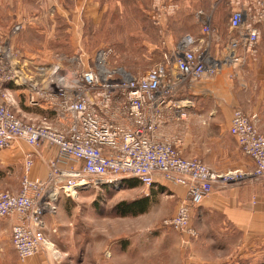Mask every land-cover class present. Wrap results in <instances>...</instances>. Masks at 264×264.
Returning a JSON list of instances; mask_svg holds the SVG:
<instances>
[{"label":"built area","instance_id":"2783aa9c","mask_svg":"<svg viewBox=\"0 0 264 264\" xmlns=\"http://www.w3.org/2000/svg\"><path fill=\"white\" fill-rule=\"evenodd\" d=\"M263 23L264 0L233 12L230 28L236 33L227 49L226 63H245L246 58L238 53L240 48L250 56L257 53L261 38L258 25ZM199 45L194 37L186 36L178 44L173 63L167 60L141 77L121 71L118 84L117 73L107 68L104 51L96 58L94 69L84 71L71 82L57 77L51 97L53 109L64 123L61 129L50 126L47 119L42 124L27 123L14 113L5 92V85L14 80V75L3 59L0 153L18 141L35 149L48 143L58 150V158L50 162L46 178L30 177L33 161L29 154L20 192H0V224L8 218L19 219L12 229V243L22 262L42 252L54 253L44 217L56 215L61 196L73 197L89 179L110 185L133 178L148 189L162 182L184 187L185 199L179 203L175 216L163 221V227L191 241L198 238L192 222L194 209L209 197L216 183L229 178L212 171L202 161L184 158L179 136L158 137L157 132L163 112L175 107L171 104L181 85L214 75L225 64L207 51L202 53ZM117 91L126 103L121 112L112 113ZM180 118H187L186 113H180ZM230 133L254 162V178L264 185V136L238 108L233 113Z\"/></svg>","mask_w":264,"mask_h":264},{"label":"rangeland","instance_id":"374dc122","mask_svg":"<svg viewBox=\"0 0 264 264\" xmlns=\"http://www.w3.org/2000/svg\"><path fill=\"white\" fill-rule=\"evenodd\" d=\"M253 2L256 0H0V25H59L62 36H66L63 42L62 36L57 37V44L51 42V46H47L46 39L27 36L25 50L3 43L0 61L24 53L41 56L38 63L29 64L30 74L46 86L52 85L54 78L64 77L71 82L94 69L96 58L104 51L107 68L117 73L118 84L121 71L141 77L167 60L173 63L178 44L186 36H195L202 40V53L207 51L226 63L227 49L236 33L230 28L232 14L239 7H251ZM257 51L251 56L253 60ZM229 63L222 66L230 68ZM40 69L48 73L56 70V75L42 78ZM112 102V113L126 103L120 91ZM168 112L171 110L163 112L158 137H171L163 131L169 121ZM87 182L73 197L61 196L56 215L44 217L54 255L62 264H90L81 261V254L98 248L114 249L117 252L113 256L124 254L129 263L183 264L187 260L182 234L163 227V221L175 216L179 206L170 183L148 189L133 178L110 185L91 179ZM141 199H148L147 212L142 215L124 216L119 209L123 203ZM257 257L262 264L264 250Z\"/></svg>","mask_w":264,"mask_h":264},{"label":"crops","instance_id":"0c3cea01","mask_svg":"<svg viewBox=\"0 0 264 264\" xmlns=\"http://www.w3.org/2000/svg\"><path fill=\"white\" fill-rule=\"evenodd\" d=\"M15 27H18L17 32ZM258 28L261 38L256 60L240 48L238 53L246 58L245 63H229L230 68L222 66L216 76L184 82L171 104L175 107L167 113L169 121L163 131L181 138L182 156L199 158L212 171L229 178L227 182L220 180L216 183L209 197L194 209L192 222L199 233L198 238L191 241L180 234L187 255L183 264H259L257 256L264 250V185L254 178V162L244 154L230 133L233 113L238 108L264 136V25H258ZM62 33L59 25H0V47L8 42L12 48L25 50L27 36L46 39L47 46H51L57 44L56 38ZM194 39L202 43L200 38ZM9 57L10 60L5 58L3 63L12 71L14 80L5 85V92L16 115L28 123L36 124L47 119L53 128H63L64 123L58 119L51 97L56 78L52 85L43 86L41 80L39 82L30 74L29 64L38 63L41 56L24 53ZM55 71L48 73L40 69L38 74L42 78L54 77ZM197 98L199 102H196ZM180 113H186L187 118H180ZM29 154L33 161L29 172L32 178H46L50 162L58 158L57 148L48 143L35 149L24 141L16 142L0 153V192H20ZM162 183L160 186L165 184ZM171 192L178 205L186 197L184 187L171 184ZM18 220L12 217L0 224V264H62L51 251L22 262L12 243V229ZM47 231L46 223V235ZM112 250H88L81 254L82 260L76 257V253L71 254L90 264L91 259L92 264H137L127 262L124 254L113 256L117 251Z\"/></svg>","mask_w":264,"mask_h":264},{"label":"trees","instance_id":"16d2710c","mask_svg":"<svg viewBox=\"0 0 264 264\" xmlns=\"http://www.w3.org/2000/svg\"><path fill=\"white\" fill-rule=\"evenodd\" d=\"M148 199H141L132 203H123L119 208L123 210V215L138 216L147 212Z\"/></svg>","mask_w":264,"mask_h":264},{"label":"water","instance_id":"95a60500","mask_svg":"<svg viewBox=\"0 0 264 264\" xmlns=\"http://www.w3.org/2000/svg\"><path fill=\"white\" fill-rule=\"evenodd\" d=\"M185 246H187V244H185Z\"/></svg>","mask_w":264,"mask_h":264}]
</instances>
